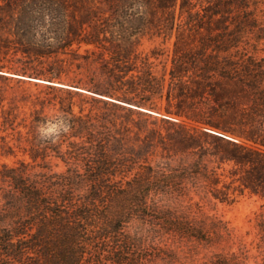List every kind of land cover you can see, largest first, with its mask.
<instances>
[{"label":"trees","instance_id":"obj_1","mask_svg":"<svg viewBox=\"0 0 264 264\" xmlns=\"http://www.w3.org/2000/svg\"><path fill=\"white\" fill-rule=\"evenodd\" d=\"M144 37L171 47L139 51ZM260 51L264 0H0L1 84L24 82L6 71L115 99L47 84L69 99L81 97L78 110L74 102L44 98L16 125V116L3 112L0 131L10 130L31 161L0 167V264H158L175 261L170 246L182 242L224 249L231 237L225 221L163 200L189 188L221 201L245 190L264 200ZM116 100L163 110L166 133L150 126L158 122L152 114ZM46 109L70 118L71 132L56 143L37 139ZM205 126L224 136V153L189 144L196 133L208 135ZM169 131L187 144L183 155L174 165H152L155 148L174 139ZM48 157L66 168L53 170ZM256 227L264 263V212ZM246 259L239 248L213 253L206 264Z\"/></svg>","mask_w":264,"mask_h":264},{"label":"rangeland","instance_id":"obj_2","mask_svg":"<svg viewBox=\"0 0 264 264\" xmlns=\"http://www.w3.org/2000/svg\"><path fill=\"white\" fill-rule=\"evenodd\" d=\"M155 47L163 49L165 51L169 50L171 47V41L163 43L161 42L160 38L149 39L148 37H144L138 45V50L149 52ZM258 54L260 56H264L263 51H260ZM160 58L162 59L163 57ZM14 79L19 78L14 77ZM19 80H22L24 82L17 83L16 80L10 81L7 84H1L0 82V127L3 118V112L11 111L12 116H16L14 123L16 125L17 123L21 122L24 117L28 116L34 109V102H40V100L44 98H54L52 102H59L60 99H62L63 102H74L75 111L78 110L79 102H82L81 97L79 96H74L72 99H69L68 95L64 92L48 90L46 88L47 84L24 79ZM51 82L59 81L52 80ZM34 84H37V86H35ZM54 86L56 87V85ZM70 90L73 91V89ZM82 94L86 95L87 97L106 100L92 95L91 92H82ZM199 103H201L202 106H208L214 105V103L216 102ZM84 105L86 107H89L88 103ZM99 105L101 106V104ZM46 112L48 113L49 117L54 113L53 110L49 109H46ZM152 116L156 117L158 119V122L156 125L150 124V126L161 129V132L165 134L166 126L163 125L159 120L162 117H168V115L162 110L160 112H156V114H152ZM182 119L185 121V123H187L188 126L195 125V123L190 122L185 118ZM16 129L21 130L22 132L25 131L22 125H18ZM201 130L205 131L208 135L196 133L195 138L190 140L189 144H193V146L202 145L205 149H207L208 152H213L218 155L225 152V144L219 139L222 137H219L213 133L215 132L221 134L219 130L210 126H205ZM8 132L11 131H0V136L6 135L5 142H7L6 144L8 146H11L13 148V152L7 153L9 152L7 146H3L4 142L0 139V167L2 164H8L12 166L18 165L20 160L30 162L31 159L27 152H24L22 149L16 146L17 142L14 138L12 139V135H8ZM169 132L174 139L171 141V143H169V147H166V149H162V147L160 146L155 148V152L149 156V162L152 165L156 163L174 165L176 160H178L183 155L182 151L185 149V146H187V144L183 145L182 143H180L177 134H174L173 131ZM21 145L25 147L28 146L26 142H23ZM207 158L216 160L210 156H206V159ZM47 161H49V165L55 171L64 170L66 168L64 162L58 158L48 157ZM217 163V161H213L210 163V165L217 166ZM222 168L225 169L224 173L228 176L227 170L230 168V166L227 164H223ZM222 171V169L218 170V172ZM227 176L224 178L225 182L229 181V178ZM163 203L168 207L180 210L182 212L190 211L192 214H194V216L197 217L200 215L218 217L227 223L231 231V237L225 243L224 249L206 247L202 244H198L197 242H182L179 244V247H177V244H174L170 247L175 251L176 260L168 262L160 261L158 264H206L209 260V257L213 253L238 252L239 248L246 251L247 264H264L262 255L257 248L258 229L256 227V221L258 214L264 212V200L258 195L252 194L248 190H245L241 194H239L238 191H235L233 200L221 201L220 199L214 198L211 194H206L203 190H195L194 188H189L182 196L165 197Z\"/></svg>","mask_w":264,"mask_h":264},{"label":"clouds","instance_id":"obj_3","mask_svg":"<svg viewBox=\"0 0 264 264\" xmlns=\"http://www.w3.org/2000/svg\"><path fill=\"white\" fill-rule=\"evenodd\" d=\"M71 132L70 118L61 113H54L49 118L38 123L36 127L37 139L41 142L56 143L61 135Z\"/></svg>","mask_w":264,"mask_h":264},{"label":"water","instance_id":"obj_4","mask_svg":"<svg viewBox=\"0 0 264 264\" xmlns=\"http://www.w3.org/2000/svg\"><path fill=\"white\" fill-rule=\"evenodd\" d=\"M3 73L5 75H9V76H12V77H15V78H19V79H24V80H29V81L38 82V83H44V84H53V85L60 86V87H67V88H70V89H73V90H76V91H80V92H86L82 88L75 87V86H70V85H66V84H62V83H59V82H51L49 80H44V79H41V78L30 77V76H26V75H22V74H17V73H12V72H6V71H3ZM91 94L94 95V96H97L99 98H103V99H106V100L115 101V99H112V98H110L108 96H105V95H101V94H97V93H92V92H91ZM116 101L117 102H121L122 104L127 105V106H129L131 108H135V109H138L140 111H143V112H146V113H149V114H156L155 111H153L151 109H148V108H145V107L136 106L134 104H130V103H127V102H124V101H119V100H116ZM213 133L216 134V135H218V136L224 137L221 134H218V133H215V132H213ZM225 138L230 139L228 137H225Z\"/></svg>","mask_w":264,"mask_h":264}]
</instances>
